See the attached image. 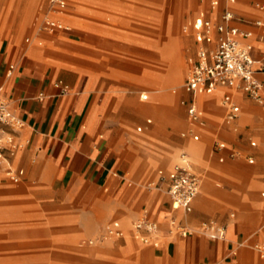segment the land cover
Returning <instances> with one entry per match:
<instances>
[{
    "label": "rangeland",
    "instance_id": "374dc122",
    "mask_svg": "<svg viewBox=\"0 0 264 264\" xmlns=\"http://www.w3.org/2000/svg\"><path fill=\"white\" fill-rule=\"evenodd\" d=\"M125 1L131 9L118 17L109 13L82 12L79 9V3L67 0L68 5L64 9L68 19L73 20L70 16L75 14L79 22L84 19L86 23L101 25L93 31L101 37L87 39L80 36L81 27L87 31L93 30V27L84 23L79 25L69 23L71 27H74L71 33L67 36L58 35H63L70 44L79 47L81 44L85 45L89 53L93 55L91 58L95 63L88 65L99 72L98 101L103 103L109 92L116 97V100L109 99V106L105 109L102 118L105 128L103 133L109 135L110 143L115 147L123 146L128 154H132L133 139L128 125L133 132L143 133L146 128L138 132L137 126L145 125L146 118L152 117L153 122L149 127L159 126V131L166 134L177 147L174 163L178 161L179 154L187 150L194 168L200 172L201 183L195 198L200 205L212 210L220 203L221 197L225 195L224 192L238 193L248 187V193L252 197L264 199L260 195L264 190V159L261 156L264 154V120L257 122L251 114L243 117L237 129H224L221 128L220 123L226 118L225 112L218 118L220 122L210 121L208 118L212 131L210 146L220 137H227L231 142L247 150L250 149L249 136L255 137L258 141V147L252 149L258 153L255 163H249L243 151L236 158L228 160V163L240 161L243 166L252 171L249 180L254 184L253 187L245 176L242 178L243 187L242 179L236 173L243 172L241 168L218 166L209 159L205 154L210 153V147L202 151L193 144L192 140L196 134L189 135L187 142L182 144L183 136L197 127L191 124L185 107L180 103L183 83L193 65L197 50L194 37L186 35L182 27L204 6V3H200L199 0ZM249 1L237 0L235 7L240 10L246 8ZM29 5L30 13L27 9L24 16V8ZM48 11V0H0V38L6 39L11 34L19 33L22 43L31 44L36 35L48 37L42 32L48 30L41 28ZM178 13L180 14L175 41L170 32V22ZM21 22H23L22 27ZM27 39L29 40L26 41ZM83 41L88 44H84ZM177 61H182V71L180 76L175 78L173 69ZM143 91L148 92V99L141 98ZM214 92H217V89L205 92L201 96L202 100L205 101L209 97L216 98ZM128 96L133 98L130 105L134 111L130 113L128 108H125L124 114L120 106L124 97L128 98ZM250 103L257 107L261 106L252 101ZM208 113L210 115V112L205 109L206 117ZM248 127L252 129L245 133L244 130ZM23 143H26V140ZM229 150H231L230 146ZM194 151L199 152L200 159L194 155ZM128 154H126V160L129 162L127 171L119 186V189H124L121 194L112 193L110 185L90 186L88 184L67 186L62 192L56 193L51 187L50 179L44 181L35 179L32 165L39 158L34 151L27 150L26 146L22 147L20 143L15 164L19 163L26 168V177L16 183L8 176L3 179L4 173L0 171V188L25 186L24 193L12 200L10 206H4L0 201V264H178L175 260L167 261L154 253L155 247L159 246L160 242L156 245L144 244L135 237L133 230V239L139 245L150 249L152 251L150 256L143 257L138 248L128 253L122 251L126 244L122 215L128 209L125 197L131 188V186L127 187L126 182L128 176L135 170L134 162ZM212 154L215 158L216 153ZM158 158L159 161L151 171L149 167L154 164L148 163L147 167L141 166L135 173L140 183L137 187L149 194L143 202H150L155 194H163L167 198L166 187L162 186L161 181L163 176L169 175L167 172L170 168L162 164L160 157ZM200 165H206L208 170L206 166ZM217 182H221L222 186L218 187ZM107 186L108 190L105 189ZM139 209L140 207L135 208L133 213L136 214ZM99 212L103 213L101 218L98 215ZM205 212L207 216L202 218L194 207L192 212L179 216L187 219L188 223H185L193 228L195 234L207 233L201 229V224L203 219L210 216H215L222 221L221 215L234 212V218L240 221L242 217V210L233 203H225L215 211ZM12 213L18 214L17 219L11 216ZM134 214L130 217L131 223ZM63 218H67L69 223L66 224ZM115 220L120 221L118 231L123 233L122 236L109 232ZM157 222L161 232L169 226L168 220L164 224ZM263 225L264 220L259 219H256L254 223L249 221L244 223L242 229L245 237L241 241L240 249L243 253H237L238 264H264V254L259 256L264 253ZM257 242H260L262 247L256 248ZM95 247L102 251L92 255L85 252ZM244 247L250 251L246 252ZM231 252L227 250L224 256H229ZM224 256L219 262L224 261ZM230 259L229 257L226 261ZM228 264L236 263L231 261Z\"/></svg>",
    "mask_w": 264,
    "mask_h": 264
},
{
    "label": "crops",
    "instance_id": "0c3cea01",
    "mask_svg": "<svg viewBox=\"0 0 264 264\" xmlns=\"http://www.w3.org/2000/svg\"><path fill=\"white\" fill-rule=\"evenodd\" d=\"M74 1L80 4L79 9L82 12L109 13L119 17L129 12L131 9L125 0ZM199 2L204 3L201 9H207L209 15L214 19H217L219 13L225 8L233 10L237 16L235 23L239 27L250 32L247 41L252 45L254 56L256 58L261 56L264 52V39H260V29L254 24V21L264 18V14L261 10L256 8L254 4L255 2H264V0H250L248 6L246 8H241V10L235 7L237 0L234 2L219 0L218 5L214 9L211 8V0H199ZM67 5V0H64V4L59 8V13L57 15L54 14V17L63 21L66 27L42 31L47 34L49 38L36 35L31 44L22 43L19 33L11 34L10 37L6 39L0 38V93L11 100L15 113L24 123L21 129L14 130L17 141L19 142V148L16 154L10 157V164L13 168H23L25 170L23 177L19 181L23 180L26 177V168L19 163L15 164V159L21 143L22 147L24 145L27 150L34 151V154L39 158L37 162L32 165V170L36 177L35 179L37 181L50 179L51 187L56 193L62 192L67 186L88 184L90 186L110 185L112 193L119 195L124 191V189H119V186L127 171L129 162L126 160V154H128V151L123 146L115 147L110 143L109 135L103 133L105 128L102 123L105 109L109 106V99L116 100V97L109 92L103 103L98 101L97 87L99 72L90 68L88 65L90 63H95L91 58L93 55L89 53V49L85 45L81 44L79 47L78 45L67 42L63 38V35L58 36L59 34L69 35L74 28L71 27V24L79 25L80 23H84L87 26L93 27V30L87 31L81 27L80 36L87 37V39L101 37L96 32H93L100 28L101 25L86 23L84 19H81L79 22L76 16H74L75 14L70 16L73 20H69L66 9H64ZM24 9V16H26L25 13L31 10L30 5ZM27 9L28 11L26 12ZM201 9L183 24L182 29L186 24H190ZM22 23L23 22H21L20 25L21 27ZM183 32L186 35L194 37V42L197 44L198 49L199 41L193 28H191L189 32H185L183 29ZM216 35H218V33H216ZM28 40L29 39L26 41ZM83 43L88 44L86 41H83ZM209 46H212V44H209ZM11 66H13V68ZM257 77L264 82V72H258ZM60 80L68 84L69 91L67 93L61 92V85L58 83ZM216 89L217 92H214L216 93V98L209 97L205 101L202 100L201 96L205 92L215 91ZM216 89H204L192 95L187 93L184 87H182L180 103L185 107L191 124L197 125L196 129L190 130L191 133H188V131L187 134L183 136L184 142L182 144L187 142L189 135L196 134L192 140L193 144L202 151L210 147V153L205 154L209 159L214 161L218 166H236L237 169L241 168L243 172H236L237 175L240 176V179L244 178V176L247 177V180L251 183L249 176L252 174V171L246 166H243L240 161L228 163V160L236 158L237 155H240V152L243 151L245 152L244 157L246 160L249 163H255L258 153L252 149L258 147V141L255 137L249 136L248 146L250 149L248 150L241 145L238 146L236 143L231 142L227 137H220L210 146L212 131L209 126L208 118L210 121L220 122L218 118L225 112L224 116L226 118L220 123L221 128L237 129L243 117L251 114L254 115L257 122H262L264 120V103L255 102L245 93L235 91L232 88L218 87ZM227 94L231 95L240 107L238 116L233 119L227 116L228 109L223 103V99ZM141 98L144 100L148 99V92L143 91L141 93ZM132 99L133 98L129 96L128 98L124 97L121 103L122 105L120 106L124 114L125 108H128L130 113L134 111L130 105L131 102H133ZM183 99L196 103L202 113L200 122L192 120L187 109L188 104L183 103ZM250 101L261 106L257 107L254 104L252 105ZM125 105H127V107ZM205 109L210 112V115L208 113V117L205 116ZM241 116L242 118H240ZM152 122L153 118L147 117L145 125L137 126L138 132L146 128V131L143 133L133 132L128 125L133 139V152L128 155L134 162L135 170L128 176V181L126 182L127 187L131 186V188L125 197L129 210L127 209L122 215V220L124 222L123 227L125 230L124 237L126 238V244L122 251L128 253L138 248L143 257L150 256L152 251L146 246L139 245L133 239L132 235L135 220L145 210L148 211L152 219L162 224L168 220L172 213H175L182 222L188 223L184 216L179 215H186L192 212L194 207L197 209V214L201 215L203 218L207 216L205 211L212 212L225 203H233L242 210L240 221L234 218V212H230L229 215H221L222 221L215 216H210L202 220V222H204L215 219L224 224L226 226L224 238L215 237L205 231L206 234H195L192 232L186 236L171 238L166 228L160 234V245L155 247L154 253L167 261L171 259L172 262H174L175 260L178 264H228L231 261L238 264L237 253H243L240 249L242 246L241 241L245 237L242 228L244 223L248 221L254 223L256 219L260 221L264 220V199H255L252 197L248 193V187L247 189L244 188L246 191L242 190L238 193L224 192L225 195L221 197L220 203L212 210L200 205L199 201L195 199V196L191 202L190 210L185 211L183 209H178L173 211L171 208V198L167 191H165L167 198L163 194H155L152 196L150 202H143L149 197V194L137 187L140 183L137 180V176H135L136 171H138L141 166L147 167L148 163L154 164L149 167L151 171L159 161L158 157H161L168 149H171L175 145V143H172L168 139L166 134L159 131V126L154 125L153 127H149ZM251 129V127H248L244 131L246 133ZM197 130L199 131L198 134ZM25 140L26 143H28L27 145L23 143ZM252 141H255L256 144L252 145ZM216 142L223 143V147L220 149L216 148ZM229 146L231 150H229ZM183 151L188 153L187 150ZM213 152L216 153V155L214 154L215 158L213 157ZM233 153H235V155H232ZM249 156L254 158L253 162L249 161ZM261 156L264 159V154ZM240 158L242 157L240 156ZM8 165L7 162L1 161L0 171L4 173V169ZM173 166L168 169L167 174L170 175L172 173ZM200 166L204 167L206 165ZM194 170L200 176V172L195 168ZM206 170H208V167ZM5 177L6 175L4 173L3 179ZM242 183L244 187L243 179ZM216 185L221 187L222 183L217 182ZM162 186L166 187L165 184ZM253 186L254 184H252L251 187ZM23 187L25 191V186ZM108 188L107 186L105 189L108 190ZM260 195L264 197V190L261 191ZM137 207H140V209L134 214L135 212L133 213V211ZM133 214L135 216L131 223L130 217ZM98 215L101 218L103 213L99 212ZM11 216L17 219L18 214L12 213ZM119 227L120 221L115 220L110 229L113 228L118 231ZM122 235L123 233H121L120 236ZM135 237L137 238L136 235ZM255 246L256 248H260L262 244L257 242ZM244 248L246 252L250 251L246 247ZM227 250H231L232 254L224 256ZM100 251L102 250L95 247L85 252L92 255ZM263 254L264 253L259 256ZM223 256L224 261L219 262L220 258ZM229 257L231 259L226 261Z\"/></svg>",
    "mask_w": 264,
    "mask_h": 264
},
{
    "label": "built area",
    "instance_id": "2783aa9c",
    "mask_svg": "<svg viewBox=\"0 0 264 264\" xmlns=\"http://www.w3.org/2000/svg\"><path fill=\"white\" fill-rule=\"evenodd\" d=\"M48 2L49 11L43 19L41 28L44 30L65 28L62 21L54 17V12L64 4V0H48ZM218 3L219 0H211V8H216ZM254 5L264 14V2H255ZM236 19V13L229 8L223 9L217 19L211 17L207 9H201L190 24L184 26L185 32L193 28L199 41L195 60L183 84L187 93L194 95L204 89L227 87L245 93L255 102L264 103V82L257 77L258 72H264V52L259 58L254 56L252 45L247 41L250 32L239 27L235 23ZM254 24L259 27V36L263 40L264 18L256 19ZM58 83L61 85L62 93L69 91L68 84L61 80ZM182 102L188 104L187 109L192 120L200 122L202 113L196 103L186 99ZM223 103L227 106V116L230 119L238 116L240 107L231 95H225ZM23 125L22 119L15 113L11 100L0 93V162L5 161L9 164L4 169V173L14 181H19L25 173L23 168H13L10 164V157L14 156L19 148L14 130L21 129ZM255 144L256 142L252 141V145ZM223 145L221 142L215 143L218 149ZM249 161L253 162L254 158L249 156ZM161 182L166 185L173 211L191 209V202L199 191L201 178L194 170L186 151L179 154L172 173L163 176ZM168 225L167 231L171 238L186 236L193 232V228L182 222L175 213L169 216ZM201 229L219 238H224L226 233V226L215 219L202 222ZM134 231L142 242L155 245L159 243L161 229L147 210L135 220ZM109 232L121 235L113 228L109 229Z\"/></svg>",
    "mask_w": 264,
    "mask_h": 264
},
{
    "label": "bare ground",
    "instance_id": "6f19581e",
    "mask_svg": "<svg viewBox=\"0 0 264 264\" xmlns=\"http://www.w3.org/2000/svg\"><path fill=\"white\" fill-rule=\"evenodd\" d=\"M60 11V9L56 10V12H54V14H58ZM179 14L178 13L175 18L170 22V32L173 35L175 41V34H176V27H177V23L179 20ZM179 41V40H178ZM177 41V42H178ZM176 42V43H177ZM181 60V59H180ZM182 62V61H181ZM180 61H177V65L176 67L173 69V76L175 78H178L181 74L182 71V65H181ZM176 63V62H174ZM174 66V65H173ZM172 76V75H171ZM178 83V82H177ZM170 144V143H169ZM167 145V144H166ZM165 145V146H166ZM173 145V144H172ZM167 147V146H166ZM171 147V146H170ZM165 149V148H164ZM167 150V149H166ZM176 152H177V147L176 145H174L171 149H168L161 157H160V161L162 164H164L165 166H167L168 168H171L174 164V159L176 156ZM194 155L200 159V154L198 151H194ZM17 183V182H16ZM9 185V184H8ZM2 187V186H1ZM24 193V187L23 185H18V186H8V187H3L0 188V200L2 201V203L4 204V206H10L12 200L18 198L20 195H22ZM66 221V224H68V220L67 218H63ZM51 223V222H50Z\"/></svg>",
    "mask_w": 264,
    "mask_h": 264
}]
</instances>
